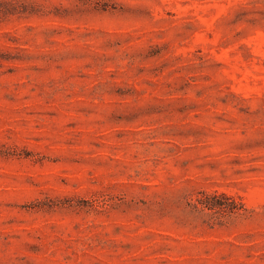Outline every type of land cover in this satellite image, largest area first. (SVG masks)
Here are the masks:
<instances>
[{
	"label": "rangeland",
	"instance_id": "obj_1",
	"mask_svg": "<svg viewBox=\"0 0 264 264\" xmlns=\"http://www.w3.org/2000/svg\"><path fill=\"white\" fill-rule=\"evenodd\" d=\"M0 264H264V0H0Z\"/></svg>",
	"mask_w": 264,
	"mask_h": 264
},
{
	"label": "trees",
	"instance_id": "obj_2",
	"mask_svg": "<svg viewBox=\"0 0 264 264\" xmlns=\"http://www.w3.org/2000/svg\"><path fill=\"white\" fill-rule=\"evenodd\" d=\"M207 207H209L210 209H214V208H217V207H219V208H225V207H223V205L221 204V203H214V204H212V205H207Z\"/></svg>",
	"mask_w": 264,
	"mask_h": 264
}]
</instances>
